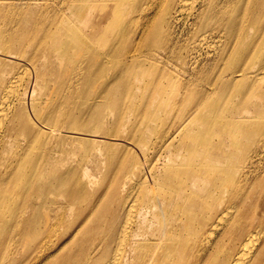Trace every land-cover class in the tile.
I'll return each mask as SVG.
<instances>
[{
  "label": "rangeland",
  "instance_id": "374dc122",
  "mask_svg": "<svg viewBox=\"0 0 264 264\" xmlns=\"http://www.w3.org/2000/svg\"><path fill=\"white\" fill-rule=\"evenodd\" d=\"M65 1L50 0L48 10L42 0L23 1L13 11L8 5L15 0H0L1 25L16 20L19 10L21 20L33 13L36 19L33 26L14 25L16 35L0 36V57L17 61L23 80L15 128L7 140L2 136L0 216L9 222L0 228V264H106L130 190L167 176L173 184L164 189L184 184L188 192L193 153L203 149V139L224 144L230 136L234 152L264 151V0H209L217 4L189 19L179 0L147 14L145 0H119L121 33L110 42H97L90 26L62 19ZM140 26L147 28L143 41ZM251 92H263V100H248ZM251 115L246 135V125L241 131L225 124ZM39 139L46 141V155L22 193L15 168ZM249 193L244 189L241 199ZM246 199L243 223L264 231V220H250L254 197ZM21 236L31 241L26 250Z\"/></svg>",
  "mask_w": 264,
  "mask_h": 264
},
{
  "label": "bare ground",
  "instance_id": "6f19581e",
  "mask_svg": "<svg viewBox=\"0 0 264 264\" xmlns=\"http://www.w3.org/2000/svg\"><path fill=\"white\" fill-rule=\"evenodd\" d=\"M23 1L28 5L40 2V0H15L16 4H9L8 8L15 11L19 2L24 6ZM42 1L47 9L50 5L47 2L50 0ZM167 1L145 0L141 5V11L146 14L150 11H159L162 9L161 3L164 6ZM191 1L179 0L182 6L189 8L187 19L202 17L208 11L205 7L209 3L217 4L209 0H200L198 4H192ZM118 2L119 0H67L65 8L61 10L65 11L62 19L68 20L69 17L83 26H90L94 30L97 42H110L114 33H121L116 14ZM200 3L202 7H199ZM221 4V7L227 6L225 2ZM129 5L133 8L132 4ZM165 8L162 10L166 11ZM19 14L20 10L16 13V20L2 21L4 25L0 24V36L6 34L10 37L18 34V31L13 29L14 25L18 28L28 23L27 26L36 23L34 13L32 17L28 16L23 20L20 19ZM47 19H50V14ZM245 22L243 19L239 21L240 24ZM12 23L13 25H10ZM9 27L11 28L6 30ZM140 27L139 41H143L147 28ZM54 35H58V32ZM6 50L14 51V48L7 47ZM0 61V76L14 75L13 78L0 80L1 160L6 152L3 149L5 143L2 136L7 140L15 128L16 123L12 117L14 113L18 114L16 101L23 80L17 70V61H8L2 57ZM262 93L258 96V93L255 92V95L251 92L248 100H263ZM258 106L262 108L261 104ZM245 112L248 113L247 110ZM252 118L251 115L238 121H226L225 124H230L231 129L241 131L242 125H246L244 127L246 135L250 130ZM221 121L215 119V122ZM206 124H208L207 119L201 124V129H204ZM227 137L231 141L224 144L212 143L209 139L201 141L200 146H203V149L193 153L197 156V163L191 166L195 175L189 178L191 180L188 192L184 184L177 185L173 192L164 189L163 184L169 183L167 184L169 186L173 184L167 176L159 177L157 179L159 184L136 187V190L132 189L128 192L121 201L120 212L123 218L121 223L119 221L115 226L116 243L110 254L112 257L106 264H117L123 249L125 253L121 264H264V231H253L249 224L243 223L246 212L242 208V204H246V198L253 196L256 204L255 215L250 220L255 219L256 222L264 220V210L260 207L264 204V182H249L251 176L256 180L260 176L264 177V151L261 149L251 153L246 150L234 152L235 137ZM259 141L264 147V134ZM45 143L44 139H39L37 141L39 147L35 151L25 153L15 168L14 185L22 193L27 191L43 164V156L46 155ZM205 147L210 150L206 151ZM239 157V161L236 162ZM244 189L249 190L250 193L245 195V200H242ZM158 193L159 195H156ZM1 201L2 196L0 208ZM8 222L5 217L0 216V228H6ZM19 241L25 242V250L31 243V241L27 242L28 238L24 236H21ZM49 245L47 242L45 250L49 249ZM38 261L46 263L49 259L47 257ZM10 264L13 262L10 261ZM85 264H89V259H86Z\"/></svg>",
  "mask_w": 264,
  "mask_h": 264
}]
</instances>
